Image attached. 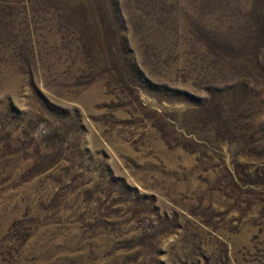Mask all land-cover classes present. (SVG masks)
I'll return each mask as SVG.
<instances>
[{
    "label": "rangeland",
    "instance_id": "374dc122",
    "mask_svg": "<svg viewBox=\"0 0 264 264\" xmlns=\"http://www.w3.org/2000/svg\"><path fill=\"white\" fill-rule=\"evenodd\" d=\"M0 264H264V0H0Z\"/></svg>",
    "mask_w": 264,
    "mask_h": 264
}]
</instances>
